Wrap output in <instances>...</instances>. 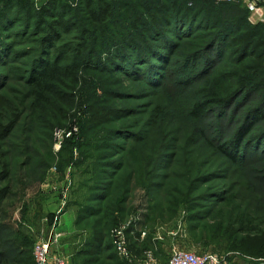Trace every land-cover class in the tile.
<instances>
[{"label":"rangeland","instance_id":"rangeland-1","mask_svg":"<svg viewBox=\"0 0 264 264\" xmlns=\"http://www.w3.org/2000/svg\"><path fill=\"white\" fill-rule=\"evenodd\" d=\"M53 1L32 0L28 13L8 7L0 21V135L7 133L0 144L10 172L6 182L0 181L1 187L10 185L0 201V222H12L33 246L51 240L53 253L68 264H144L149 256L165 264L174 249L214 253L226 264H264V153L251 148L235 161L223 154L222 146L240 125V117L232 119L234 105L213 107L201 120L190 109L206 90L218 89L226 96L233 81H195L188 88L177 83L186 76L173 74L177 69L198 72L207 55L221 59L201 39L213 31L195 28L196 18L189 20L171 8L173 1L185 0H162L167 37L187 26L198 39L180 40L170 66H165V81L151 83L137 76L148 68L150 53L137 60L107 53L109 36L131 22L120 20L128 12L116 5L113 21L89 40L82 33L89 27L85 6L81 0H65L62 5L71 10L66 18L79 29L46 53L41 42L46 25L36 23L41 9H50ZM107 1L128 5L135 16L148 6H160L158 0ZM51 9L55 15L62 11L58 2ZM154 36L150 46L159 39L158 33ZM87 43L86 49L92 48L106 68L97 69L95 60L82 62L76 77L63 78L65 98L52 101L60 111L49 106L45 113L32 110V99H26L22 112L14 115L16 93L30 94L26 81L36 71L34 61L51 62L61 50L64 59L74 62L71 50ZM191 62L195 68L190 69ZM220 62L228 66L226 74L235 71L233 55ZM94 108L113 115L98 124L92 121ZM214 194L216 199H207ZM242 217L247 223L235 224ZM123 226L137 228L140 237L146 234L130 240L127 260L118 255L111 237ZM99 237L103 246L94 256L90 246Z\"/></svg>","mask_w":264,"mask_h":264},{"label":"trees","instance_id":"trees-1","mask_svg":"<svg viewBox=\"0 0 264 264\" xmlns=\"http://www.w3.org/2000/svg\"><path fill=\"white\" fill-rule=\"evenodd\" d=\"M3 1V5L0 4V21L6 16L5 11L8 7H16L19 10H23L24 13H28L33 8L32 0ZM64 1L54 0L51 2V8L57 2L61 4L62 11H58L57 15L53 13L51 8H42L38 14L36 27L46 25V29L44 30L46 35L41 40L42 48L45 49L46 53L48 52V47H56L54 46L56 42H61L63 37L79 29L73 20L66 18L71 10L68 6L62 5ZM158 1L160 6L151 8L147 5L148 7L143 9V14H137V16L133 13L130 14L128 5L125 6L119 2L81 0V5L85 6V12L87 13L86 19L89 23V27L84 28L82 33L86 36L88 35L87 39L89 40L91 37L94 38V34L103 25L113 21L115 14L114 5H116L117 9H123L124 13H129L125 14L120 20L124 23L131 21L130 24H124L121 30L118 28L115 34L111 37L109 36L106 47L109 45L111 47L109 46L107 48V53L111 58L115 54L119 58L127 60L129 57L136 60L138 58L143 59L145 57L144 53H150L153 61L150 59L147 64L148 68L146 70H140V75L137 76L146 78L151 83L159 84L164 77L166 79L168 70L164 71L165 66L167 64L166 68L170 66V60L174 57V50L178 49L180 40L189 38H194L195 40L198 37L193 33L194 30L188 33L187 26L182 31L177 30L176 32L173 30V33H175L174 38L167 37V30L163 27L167 9L161 3L162 0ZM181 2L173 1L171 8H175L177 14H182L189 20L196 18L195 20L199 21V23H195L198 25L195 28L200 27L203 31H208L207 33L213 31L201 39L208 41V49L209 51H214L215 56L221 54V59H223L229 54L233 55V64L235 66V71H230L226 74L225 69L228 66L222 64L220 58H212L207 55L206 58L204 57L205 61L203 66L198 72L189 74L184 71L185 69L172 71L174 75L177 74L176 78L182 77L183 75L186 76L187 79L182 77L177 80V83L188 88H192V83L195 81L208 84L211 79L214 82L216 79L221 85L222 82L220 79L223 82L225 79L233 81L231 84V92L226 96L218 89L206 90L203 94V100L190 108L191 114L196 120H201L205 117L206 113H209L212 109L214 110L213 107H231L234 105L232 119H239L238 117H240V125L234 132L233 138L229 141L227 140L226 146H222L221 150L223 154L231 161H235L236 157H240L241 152L245 153L250 151L251 148L255 152L262 151L264 153V23L252 25L248 21L249 13L245 7L242 8V4L216 5L207 0H185ZM46 17H49L52 21L47 22ZM90 27L91 29L89 30ZM155 33H158L159 39H157L155 46H150L149 38L153 37ZM87 47L88 43L85 45L78 44L75 49L71 50L74 53V62H68L64 59L61 50L53 60H50L51 62L48 59L44 62L34 61L32 65L35 66L36 71H33L30 78L26 81V87L29 88L30 94L26 93L22 97L20 93H16L15 96L17 99L15 100L18 102V105L13 108L14 115L15 113L22 112L20 109L24 107V101L26 99H32V103L30 104L32 110H40L45 113L48 111L46 106H49L48 108L51 111H60L61 109L56 108L52 101L56 102L57 100H63L65 98L61 90L63 78L69 77V75L73 78L74 76L76 77L73 73L75 70L81 68L82 62L84 65L86 62L90 63L91 60H95L98 64L93 66H96L97 69L106 68L101 62L102 58H94L93 49H86ZM132 51L138 52L140 56L134 58L131 55ZM163 57L166 60H163ZM157 61L160 63V66L156 64ZM194 65L191 62L190 69ZM143 72L146 73L143 74ZM222 73L223 76L220 78ZM216 85L220 86L219 84ZM247 107L248 110L243 112ZM91 110L92 121L98 124H105L111 118L110 116L113 115V111L104 112L103 108H94ZM241 112L242 116L240 115ZM0 128H2L1 122ZM6 134L0 135V141ZM7 155V153L2 152V145L0 144L1 183L6 182L10 175L9 163L6 162ZM9 189L10 185L5 184L3 187L0 186V201L6 197ZM217 197L218 195L214 194L213 196L207 197V199L212 200ZM237 223L243 225L247 222L242 217L235 222V224ZM130 232H133V238H131ZM139 232L137 228H131L129 230L128 244H130L131 239H140ZM102 246L103 239L99 237L95 240V243L91 244L90 248L92 249L90 253L97 255ZM129 247L132 248V245ZM0 264H35L32 241L12 222L6 223L5 220L0 222Z\"/></svg>","mask_w":264,"mask_h":264},{"label":"built area","instance_id":"built-area-1","mask_svg":"<svg viewBox=\"0 0 264 264\" xmlns=\"http://www.w3.org/2000/svg\"><path fill=\"white\" fill-rule=\"evenodd\" d=\"M216 5L221 4H244L249 13L248 21L252 25L264 23V0H207ZM59 135L62 132H58ZM131 228L123 226L111 232L114 248L122 258L130 259L127 234ZM145 234H142V238ZM58 242L56 237L55 243ZM51 240H40L33 246L35 264H68L66 259L52 251ZM144 264H157L155 259L149 256ZM167 264H226L217 254H197L180 249H174Z\"/></svg>","mask_w":264,"mask_h":264},{"label":"crops","instance_id":"crops-1","mask_svg":"<svg viewBox=\"0 0 264 264\" xmlns=\"http://www.w3.org/2000/svg\"><path fill=\"white\" fill-rule=\"evenodd\" d=\"M133 228H135V227H133ZM130 234L132 235L133 234V232H130ZM144 237H146V234H145V236ZM143 237V238H144ZM142 237H140V239H143ZM94 256H95V254H94ZM168 263V262H167ZM167 263H165V264H167ZM159 264V263H158ZM160 264H163V262H160Z\"/></svg>","mask_w":264,"mask_h":264}]
</instances>
